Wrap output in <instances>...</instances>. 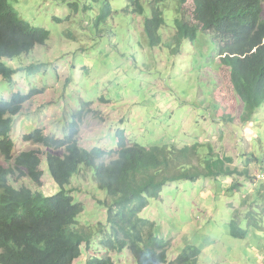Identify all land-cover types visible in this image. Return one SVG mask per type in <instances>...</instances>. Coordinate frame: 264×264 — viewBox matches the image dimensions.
<instances>
[{"label": "rangeland", "instance_id": "1", "mask_svg": "<svg viewBox=\"0 0 264 264\" xmlns=\"http://www.w3.org/2000/svg\"><path fill=\"white\" fill-rule=\"evenodd\" d=\"M152 1L144 0L145 16L135 13L128 0H110L111 13L106 0L13 3L23 20L50 31L51 38L28 55L5 60L15 69L42 65L36 72L18 73L13 84L0 76V100H9L16 92L43 90L15 119L12 133L15 156L41 153L42 185L27 178L12 180V185L46 196L59 191L45 157L48 153L62 157L64 150L26 142L24 136L42 129L62 139L73 121L80 145L86 149L113 150L119 130L125 131L129 143L145 147L211 144L212 149H201L203 155L232 158V169L242 174L170 183L141 217L154 222L155 234L170 242L169 262L193 246L201 251L198 264H264V214H258L256 222L246 217L258 203L262 206L258 209H264V107L253 122L245 124L241 121L243 106L231 93L229 109H222L211 96L222 83L214 33L200 32L178 54L166 45L152 48L143 28L145 18L151 17ZM160 8L166 21L161 34L168 42L175 33L178 1L168 0ZM192 10L191 4L185 7L186 12ZM187 20L192 21L190 16ZM220 110L233 114L235 123L223 122ZM242 152L258 156L262 164L247 165ZM200 162L204 163L200 157L194 159V164ZM0 166L9 167L2 155ZM246 170L253 180L243 174ZM71 189L85 208L79 217L80 228L97 230L99 222L105 224L106 211L100 201L107 195L98 188L92 170L75 176ZM236 216L239 228L248 231L246 239L230 236V223ZM99 240L94 238V250ZM94 250H84L75 264H86L89 255H108L115 264H134L128 251Z\"/></svg>", "mask_w": 264, "mask_h": 264}, {"label": "trees", "instance_id": "2", "mask_svg": "<svg viewBox=\"0 0 264 264\" xmlns=\"http://www.w3.org/2000/svg\"><path fill=\"white\" fill-rule=\"evenodd\" d=\"M17 1L0 0V76L11 84L18 73L36 72L42 65L15 69L5 60L28 55L36 47L45 46L51 38L50 31L22 19L13 6ZM109 1L106 0V8L111 13ZM167 1L153 0L151 17L144 20V34L150 46L166 45L173 54H178L200 32L214 33L222 83L211 96L222 109H229L231 93L243 106L245 113L241 121L253 122L254 115L264 107V0H177L175 33L168 42L161 34L166 21L160 8ZM128 3L135 13L145 16L144 0H128ZM189 4L193 7L192 13L185 11ZM189 16L192 21L187 20ZM41 92H16L9 100H0V155L9 165L8 168L0 166V264H75L84 250H94L95 237L100 240L94 251L101 249L117 254L128 251L134 264H198L201 251L193 246L169 262L170 242L157 236L156 224L141 214L151 200L161 197L170 183H196L202 178L241 175L232 169L233 159L203 155L201 149H212L211 144L196 143L179 148L175 144L145 147L129 143L124 130L116 133L113 150L86 149L80 145L77 123L73 121L62 139L46 135L42 129L24 136L26 142L64 150L62 157L51 153L45 157L48 173L59 191L46 196L25 186L16 188L12 180L27 178L38 187L42 185L41 153L27 151L15 156L12 139L15 119ZM220 112L223 122L235 123L233 114ZM241 154L247 165L262 164L256 155ZM197 157L204 163L194 164ZM84 169L92 170L98 188L107 195L105 201H100L105 207L106 223L99 222L97 230L80 228L79 217L85 208L75 200L71 189L73 178L80 176ZM243 174L252 179L247 170ZM261 207L258 203V208ZM258 208L246 217L256 222V216L264 214V209ZM230 236L248 237V231L239 228L237 216L230 223ZM86 264H115V261L108 255H89Z\"/></svg>", "mask_w": 264, "mask_h": 264}, {"label": "clouds", "instance_id": "3", "mask_svg": "<svg viewBox=\"0 0 264 264\" xmlns=\"http://www.w3.org/2000/svg\"><path fill=\"white\" fill-rule=\"evenodd\" d=\"M152 4H153V2H152ZM151 8H152V5H151ZM264 172V171H263ZM262 174V173H261ZM262 176V178L261 179H264V173L261 175ZM123 254V253H122Z\"/></svg>", "mask_w": 264, "mask_h": 264}]
</instances>
